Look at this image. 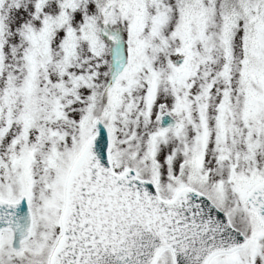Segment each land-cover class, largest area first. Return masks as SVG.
<instances>
[{
	"label": "snow or ice",
	"instance_id": "6c2138e0",
	"mask_svg": "<svg viewBox=\"0 0 264 264\" xmlns=\"http://www.w3.org/2000/svg\"><path fill=\"white\" fill-rule=\"evenodd\" d=\"M0 264H264V0H0Z\"/></svg>",
	"mask_w": 264,
	"mask_h": 264
}]
</instances>
